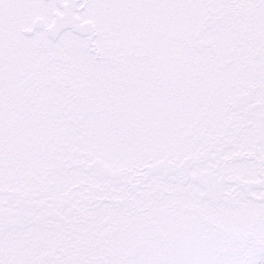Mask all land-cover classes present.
I'll return each mask as SVG.
<instances>
[{
	"label": "snow or ice",
	"instance_id": "obj_1",
	"mask_svg": "<svg viewBox=\"0 0 264 264\" xmlns=\"http://www.w3.org/2000/svg\"><path fill=\"white\" fill-rule=\"evenodd\" d=\"M0 264H264V0H0Z\"/></svg>",
	"mask_w": 264,
	"mask_h": 264
}]
</instances>
